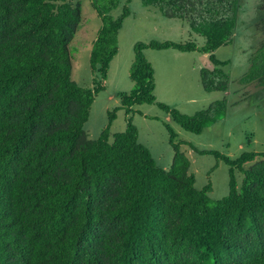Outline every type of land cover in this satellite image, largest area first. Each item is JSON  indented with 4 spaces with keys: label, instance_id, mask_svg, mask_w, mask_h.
I'll use <instances>...</instances> for the list:
<instances>
[{
    "label": "trees",
    "instance_id": "16d2710c",
    "mask_svg": "<svg viewBox=\"0 0 264 264\" xmlns=\"http://www.w3.org/2000/svg\"><path fill=\"white\" fill-rule=\"evenodd\" d=\"M130 0H126L128 4ZM166 19L184 20L196 42H137L117 97L125 129L108 124L89 138L84 126L95 96L106 90L118 33L130 16L121 0H91L101 22L91 45L92 88L72 79L70 45L82 20L71 0H0V264H264V152L231 159L228 194L210 201V185L195 188L190 162L165 123L173 158L167 170L138 142L133 107L156 104L182 130L198 135L226 115L222 97L186 115L156 103L154 69L144 51L208 56L199 71L206 93H226L229 76L214 52L232 43L240 0H141ZM261 35L239 82L264 88V0L257 7ZM146 117V116H145ZM243 175L240 191L235 173Z\"/></svg>",
    "mask_w": 264,
    "mask_h": 264
},
{
    "label": "rangeland",
    "instance_id": "374dc122",
    "mask_svg": "<svg viewBox=\"0 0 264 264\" xmlns=\"http://www.w3.org/2000/svg\"><path fill=\"white\" fill-rule=\"evenodd\" d=\"M80 3L82 20L70 45L72 53V79L80 87L92 88L95 75L89 64L92 42L101 22L92 9L91 0H71ZM261 0H240L236 27L232 43L218 48L213 54L219 61H227L221 68L230 79L226 95L206 93L200 84L197 67L212 68L211 63L199 52L180 53L175 50L144 51L146 60L156 70L154 75V95L156 103H163L183 114L193 115L206 109L212 102L226 97V115L214 124L195 135L182 130L172 121L165 120L166 114L156 104H141L133 107L130 117L139 132L138 142L145 146L155 163L161 169L170 167L173 151L168 143L167 123L176 134L180 151L190 162L189 173L195 179V188L211 186L210 201L222 199L228 194V167L211 155H200L191 146L203 151H216L231 159L244 152H264V88L255 84L239 82L249 67V59L257 48L261 35H257L256 25L260 20L257 7ZM127 6L130 16L124 20L118 33V56L110 63L106 90L98 93L90 109V116L84 126L89 138L95 139L101 129L108 124V113L116 110L115 120L110 127L111 134L121 133L125 127V112L120 106L118 93H128L133 88L128 74L133 63V47L137 42L151 41L175 43L196 42L203 45V38L192 33L188 24L181 19H166L155 9L146 8L141 0H121L120 6L111 12L113 17L120 15ZM120 60L123 68L116 72L115 62ZM195 68V69H193ZM118 83L116 88L114 84ZM111 99H108L109 96ZM115 112V111H114ZM145 115V116H143ZM243 175L235 173L236 187L240 191Z\"/></svg>",
    "mask_w": 264,
    "mask_h": 264
},
{
    "label": "crops",
    "instance_id": "0c3cea01",
    "mask_svg": "<svg viewBox=\"0 0 264 264\" xmlns=\"http://www.w3.org/2000/svg\"><path fill=\"white\" fill-rule=\"evenodd\" d=\"M119 52V51H118ZM205 55V54H204ZM118 56V54L112 59V61H111V66H112V63H113V61L116 59V57ZM206 56V55H205ZM208 57V56H207ZM131 62H132V60L130 61H128V63H127V65H126V68L128 67V66H131ZM114 65H116V72L117 73H120L119 71L121 70V69H124L123 68V64H121L120 63V60H117L116 62H115V64ZM152 65H153V63H152ZM193 69H195V68H193ZM110 71H111V67H110ZM110 71H109V73H110ZM200 71V68L199 67H197V72H199ZM155 73H156V70L154 69V75H155ZM108 76H109V74H108ZM108 82H109V80H108ZM115 85V87L116 88H118L119 87V84L118 83H116V84H114ZM202 87V86H201ZM156 88H157V85L155 86V90H156ZM227 93V92H226ZM226 93H224L223 95H226ZM119 94V93H118ZM111 95L109 96V98L108 99H111ZM143 116H145V115H143ZM165 120H167V121H170V119H169V117L166 115V117H165ZM125 128V127H124ZM138 136H139V132H138ZM138 139H139V137H138Z\"/></svg>",
    "mask_w": 264,
    "mask_h": 264
}]
</instances>
